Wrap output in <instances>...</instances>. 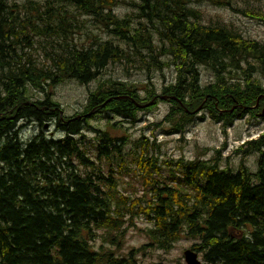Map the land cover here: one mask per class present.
I'll list each match as a JSON object with an SVG mask.
<instances>
[{"label": "trees", "instance_id": "1", "mask_svg": "<svg viewBox=\"0 0 264 264\" xmlns=\"http://www.w3.org/2000/svg\"><path fill=\"white\" fill-rule=\"evenodd\" d=\"M239 1L0 0V264H138L149 248L169 253L183 238L205 264H264V133L233 150L236 168L223 165L227 143L187 160L162 159L158 142V133L184 137L207 119L225 135L238 121L264 120V42L233 23L205 22L197 7L264 24L261 7L236 9ZM121 6L131 12L117 14ZM88 21L111 39L85 33L92 43H75ZM136 62L148 74L172 68L174 78L142 92L105 77L111 64ZM70 80L97 85L67 116L46 87ZM161 103L168 111L154 127L164 128L152 137H119L110 121L93 126L135 125ZM31 124L40 129L26 139ZM255 153L251 172L245 159ZM131 230L148 243L121 254Z\"/></svg>", "mask_w": 264, "mask_h": 264}, {"label": "rangeland", "instance_id": "2", "mask_svg": "<svg viewBox=\"0 0 264 264\" xmlns=\"http://www.w3.org/2000/svg\"><path fill=\"white\" fill-rule=\"evenodd\" d=\"M25 1V0H23ZM43 1V0H36ZM246 2V3H244ZM253 7H261L264 12V0H240L239 4L235 6L236 9L248 8L247 3ZM205 15L206 20L213 19L214 21L221 20L225 23H233L235 27L240 29L246 37L255 38L259 41L264 42V24L248 17H245L239 13H236L230 8H217L210 3H201L197 6ZM130 9L126 6H121L117 10V14L125 15L130 13ZM81 20H88L86 17H82ZM98 38L102 41L111 39L107 34L99 30L92 21L86 23V32L78 34L74 38L75 43H92L91 39H88L86 34ZM124 46V45H123ZM38 60L40 64H44L45 57L44 52L39 51ZM140 66V62H136L134 65L128 64H117L110 65L107 69L105 77H113L116 79H121L130 83H134L138 88L143 92V88L146 84H154L157 91H161L162 86L166 83H169L174 78V71L172 68H167L163 72H155L148 74L147 72L137 70V67ZM202 72V82L203 84L210 83L213 80L211 72H209L204 67L201 68ZM97 82H92L89 85H81L77 81H67L63 84L57 85L52 90L49 87L47 88L48 93H53L52 97L55 101L60 103L64 108L65 114L71 116L77 112H81L87 102V98L90 92L95 89ZM37 98H41L44 94L36 93ZM168 111V105L165 103L159 104L157 110L149 113L147 115H141L142 121L130 125L128 123L122 122L120 119L113 118L112 120H100L93 122V126L97 128L105 129L108 121L111 124L116 126L114 134L119 137H129L131 139H136L143 134H146L148 137H152L154 131L161 132L160 125L154 127V124L159 123ZM256 122L255 125H252ZM252 124L247 120H241L235 123V125L228 130V135H225L221 129L220 125L215 124L210 119H207L204 122H199L189 128L184 137L179 135L174 136H165L159 134V141L162 143V153L161 158H174L178 159L184 157L187 160H193L197 157H204L206 159L211 158L214 155V151L218 148H221L224 143H227V148L224 151V161L223 165H231L232 167H237L240 164V157L232 154L233 150L236 149L243 141L256 139L259 134L264 133V120L263 118H257L253 120ZM38 125H28L27 129L24 131L23 135L26 139L32 138L36 131L39 130ZM49 126H45L44 130H49ZM50 133V132H49ZM94 136H89L93 138ZM209 149L208 153L205 151ZM207 152V154L205 153ZM230 156V159L227 161V157ZM259 154L255 153L245 159L246 166L249 167L251 172H255L258 168L257 160ZM135 185L133 179L128 177L126 179ZM139 228H146L148 226L147 221L140 219L137 221ZM148 243L146 236L137 231L131 230L125 240L123 249L120 251L121 254L128 253L133 248H139L142 245ZM193 242L189 241L186 238H183L181 241L176 243L175 247L169 252L164 253L162 251L148 249L145 255L138 256V264H186L184 259V252L191 249ZM201 262L204 264L203 258L199 255Z\"/></svg>", "mask_w": 264, "mask_h": 264}, {"label": "water", "instance_id": "3", "mask_svg": "<svg viewBox=\"0 0 264 264\" xmlns=\"http://www.w3.org/2000/svg\"><path fill=\"white\" fill-rule=\"evenodd\" d=\"M184 257L186 264H202V262L199 260L198 254L192 250H187Z\"/></svg>", "mask_w": 264, "mask_h": 264}, {"label": "bare ground", "instance_id": "4", "mask_svg": "<svg viewBox=\"0 0 264 264\" xmlns=\"http://www.w3.org/2000/svg\"><path fill=\"white\" fill-rule=\"evenodd\" d=\"M197 253V252H196ZM201 260V259H200Z\"/></svg>", "mask_w": 264, "mask_h": 264}]
</instances>
